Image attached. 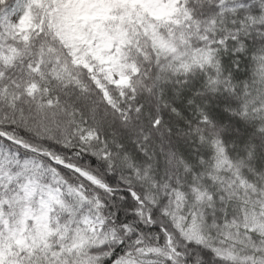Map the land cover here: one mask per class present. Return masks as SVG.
<instances>
[{"label": "snow or ice", "instance_id": "obj_1", "mask_svg": "<svg viewBox=\"0 0 264 264\" xmlns=\"http://www.w3.org/2000/svg\"><path fill=\"white\" fill-rule=\"evenodd\" d=\"M0 264H264V0H0Z\"/></svg>", "mask_w": 264, "mask_h": 264}]
</instances>
